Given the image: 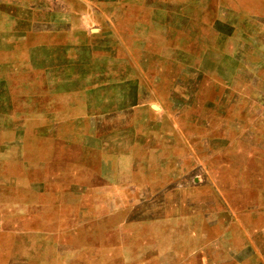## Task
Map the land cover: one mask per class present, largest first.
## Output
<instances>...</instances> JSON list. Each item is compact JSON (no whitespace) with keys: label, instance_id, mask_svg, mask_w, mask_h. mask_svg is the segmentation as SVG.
<instances>
[{"label":"rangeland","instance_id":"374dc122","mask_svg":"<svg viewBox=\"0 0 264 264\" xmlns=\"http://www.w3.org/2000/svg\"><path fill=\"white\" fill-rule=\"evenodd\" d=\"M98 1L108 16L94 17L91 50L62 55L26 33L19 63L0 66V79L9 74L0 81V153L26 161L53 199L24 209L19 191L0 193V264H264L259 83L249 88L248 127L201 129L197 117L227 122L230 107L243 105L222 97L234 68L223 38L202 35L220 50L206 55L201 75L180 59L179 46L195 39L164 23L179 0ZM31 3L46 9L48 1L21 4ZM211 102L219 113L201 114ZM151 172L153 201L141 204Z\"/></svg>","mask_w":264,"mask_h":264},{"label":"crops","instance_id":"0c3cea01","mask_svg":"<svg viewBox=\"0 0 264 264\" xmlns=\"http://www.w3.org/2000/svg\"><path fill=\"white\" fill-rule=\"evenodd\" d=\"M47 1L45 9L41 8L37 3H31L29 7L21 4L25 3V0H0V66H8L20 61L23 49L25 48L20 44L19 36L26 33L37 34L42 38L38 43L40 48H51L60 51L62 55L65 51L68 53V51L79 47L87 50L92 49L93 36H95V33L92 31L94 27L92 28V26L98 23L94 17L99 15L101 18H107L108 16L98 6L97 3L99 1ZM135 1L149 2V0ZM178 2L179 4L175 6L176 11H172L170 3L165 8L166 16L164 23L167 29H169L168 32H171V26H176L181 35L195 39L186 38L187 42L179 46V50L184 52V58L181 56L182 58L180 59L186 61L184 63L188 66H195L196 70L199 67L198 71H201L199 74L203 75V59L206 58L208 53L213 54V51L216 52L213 54L214 58H218L220 47L219 42L204 43L202 35L211 33L217 35L218 39L219 36L222 37L224 40V43L222 42L224 46L222 47L224 51L222 55L225 56L223 58L227 59L232 68L234 67L230 71L232 74L228 77V81L232 85L226 89L222 97L241 98L243 102L242 106L234 104V106L230 107L235 114L234 118L230 121L222 122L218 116L214 117V121H206L197 117L196 124H199L201 129L217 128L220 121L222 124L219 128H222L223 124H228L229 127L234 126V124L238 125L239 128L248 127L251 124L250 99L252 95L249 88L251 82H258L260 89H257L256 92H258V96L262 100L259 102L260 105L257 108L259 110V124L263 129L264 0H179ZM21 8L24 10L29 9V14L19 13L18 10ZM152 10L153 7H151ZM172 16L178 19L177 23L171 22ZM152 23H154L153 17ZM102 29L99 26L98 31H102ZM79 34H81L83 39L78 36ZM116 36L119 37V33H116ZM103 37H105L104 34L99 36L101 40ZM12 38L13 40H11ZM105 38L107 39V37ZM197 39L198 41H196ZM10 41L14 43L10 44ZM116 43L118 46H122V42L117 41ZM146 50H148V47H146ZM149 57V53H142L140 59L143 60V65L149 64ZM139 63L138 58L133 64ZM8 77L9 74H5L0 81L8 80ZM136 80L140 81V78ZM235 83L237 85H234ZM217 103L211 102L209 106H204V109L202 107V112L200 113L203 114L205 110H210L211 114L219 113L220 107ZM143 107H133V111L137 113L138 110H141L139 108H142L141 111H144ZM147 124L149 125V122ZM162 136L165 135L163 134ZM197 161L199 160L197 159ZM197 167L201 171H206L203 161L197 162ZM132 173V170L128 171V174ZM35 174V172H28L26 161H20L19 159L18 163H16L14 156L11 154L0 153V193L12 195L15 191H19L21 195L20 204H22L24 209L27 208L28 202L35 206L53 203L51 189L47 193H44L46 191L39 186ZM152 174L153 172L151 174L147 173L144 179L141 180V188L145 187L146 190L141 192V199L139 198L141 204L147 203L148 205L153 201V197L151 200L150 196L155 188ZM135 185L136 182L130 183L131 187ZM137 188L139 191V184ZM215 188L212 184L210 189L218 199V193ZM139 200H136V202L138 203Z\"/></svg>","mask_w":264,"mask_h":264},{"label":"water","instance_id":"95a60500","mask_svg":"<svg viewBox=\"0 0 264 264\" xmlns=\"http://www.w3.org/2000/svg\"><path fill=\"white\" fill-rule=\"evenodd\" d=\"M151 107L154 108V109L158 108V106L156 104H151Z\"/></svg>","mask_w":264,"mask_h":264},{"label":"trees","instance_id":"16d2710c","mask_svg":"<svg viewBox=\"0 0 264 264\" xmlns=\"http://www.w3.org/2000/svg\"><path fill=\"white\" fill-rule=\"evenodd\" d=\"M28 7H29V5H28ZM28 7H27V8H28ZM26 15H28V14H26Z\"/></svg>","mask_w":264,"mask_h":264}]
</instances>
